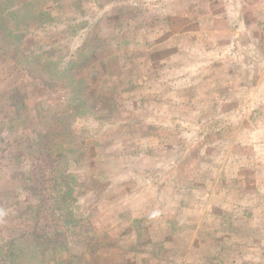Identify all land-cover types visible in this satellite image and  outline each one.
Wrapping results in <instances>:
<instances>
[{
  "label": "rangeland",
  "instance_id": "rangeland-1",
  "mask_svg": "<svg viewBox=\"0 0 264 264\" xmlns=\"http://www.w3.org/2000/svg\"><path fill=\"white\" fill-rule=\"evenodd\" d=\"M0 264H264V0H0Z\"/></svg>",
  "mask_w": 264,
  "mask_h": 264
}]
</instances>
